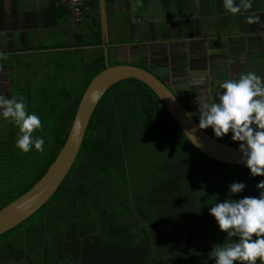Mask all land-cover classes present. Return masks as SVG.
<instances>
[{
  "label": "trees",
  "instance_id": "trees-1",
  "mask_svg": "<svg viewBox=\"0 0 264 264\" xmlns=\"http://www.w3.org/2000/svg\"><path fill=\"white\" fill-rule=\"evenodd\" d=\"M92 35L99 43L98 29ZM17 62L6 66L4 93L23 97L27 112L40 118L42 126L32 135L44 145L43 152L20 151L18 127L0 116V208L47 170L65 142L86 85L104 69L101 50L79 65L67 52L53 53L40 61L41 70L29 66L44 79L34 84L38 76L13 78L14 66L19 73L23 69ZM248 69L264 78V63ZM182 104L199 124V110ZM203 130L239 148L231 132L216 138L210 127ZM262 180L245 166L201 153L145 85L121 80L97 101L74 159L47 202L0 234V264H215L208 253L231 240L210 208L226 199L258 197L256 185ZM234 182L245 188L231 193Z\"/></svg>",
  "mask_w": 264,
  "mask_h": 264
},
{
  "label": "crops",
  "instance_id": "crops-1",
  "mask_svg": "<svg viewBox=\"0 0 264 264\" xmlns=\"http://www.w3.org/2000/svg\"><path fill=\"white\" fill-rule=\"evenodd\" d=\"M252 15L261 23H246ZM102 44L111 66L147 69L181 95L191 81L200 82L203 93L206 82L225 80L224 74L238 80L264 63V0L236 15L224 10L223 0H88L77 20L61 0H0V72L8 70L6 61L35 68L41 56L63 52L79 65ZM7 76L5 83L0 76L1 87Z\"/></svg>",
  "mask_w": 264,
  "mask_h": 264
},
{
  "label": "clouds",
  "instance_id": "clouds-1",
  "mask_svg": "<svg viewBox=\"0 0 264 264\" xmlns=\"http://www.w3.org/2000/svg\"><path fill=\"white\" fill-rule=\"evenodd\" d=\"M227 13L233 15L252 8V0H223ZM246 23H261L259 15L246 17ZM6 58V57H4ZM218 102L209 103L200 99L198 128H211L216 138L229 132L231 139L240 142L238 151L241 160L252 177L264 176V78L254 72L241 74L238 80H227L219 84ZM24 98H6L0 94V116L18 127L15 146L27 153L33 147L43 152L44 140L33 137L41 128L40 118L29 114ZM261 189L258 197L239 200L226 199L210 208L220 231L227 234L231 242L214 245L208 253L215 264H264V180L256 185ZM243 183L229 185L231 193H240ZM235 237L236 239H231Z\"/></svg>",
  "mask_w": 264,
  "mask_h": 264
},
{
  "label": "water",
  "instance_id": "water-1",
  "mask_svg": "<svg viewBox=\"0 0 264 264\" xmlns=\"http://www.w3.org/2000/svg\"><path fill=\"white\" fill-rule=\"evenodd\" d=\"M102 56L104 69L98 72L86 85L76 107L65 142L60 147L55 159L26 192L0 208V234L24 221L47 202L74 159L97 101L105 90L121 80L133 79L145 85L164 105L190 143L201 153L218 161L245 166L241 160L242 154L238 151L239 148L225 145L204 130L199 129L197 122L183 106L178 94L153 73L133 65L110 66L107 63L104 44H102Z\"/></svg>",
  "mask_w": 264,
  "mask_h": 264
},
{
  "label": "rangeland",
  "instance_id": "rangeland-1",
  "mask_svg": "<svg viewBox=\"0 0 264 264\" xmlns=\"http://www.w3.org/2000/svg\"><path fill=\"white\" fill-rule=\"evenodd\" d=\"M261 55H263V54H261ZM42 57V59H43V56H41ZM259 58H261V57H259ZM20 60H22V61H26V59H20ZM44 60V59H43ZM83 61H85V60H83ZM5 61H3V63H4ZM22 63V62H21ZM5 66H7V68H8V65L7 64H9V61H6L5 62ZM4 65V64H3ZM119 65H121V64H119ZM27 68L26 66H24V65H22V68L23 69H21V72L19 73L18 72V70L17 69H19L18 67H16V66H14V72L12 73V75H14V79H17V78H19V77H25L26 79L25 80H30V79H32V77H37L36 78V80H35V82H34V84H37L38 82H42V81H44V79H43V77L41 76H39V74H38V70H36L35 71V73L32 75V71L31 70H29L28 68H27V70L25 69V68ZM42 67L43 66H40V70L42 69ZM7 70H5V71H3V72H0V76H2L3 77V80H4V83L6 82V80L8 79V76H7ZM228 75L229 74H224L223 76H221V78L222 77H227L226 79H229V77H228ZM18 81H21L20 83H23V80L22 79H18ZM193 81H191L190 82V84L191 85H189V84H187V89L188 90H185V93H186V95L187 96H189V97H191L190 95H192V93L194 94V96H196L197 94H199V93H201V91H200V88L197 86L200 82H196L197 84H194L193 85V83H192ZM219 82V81H218ZM70 83H72V82H69V84ZM206 84V83H205ZM7 86V85H6ZM16 87H17V85H16ZM206 87V86H205ZM207 87H208V85H207ZM192 91V92H190V91ZM37 91V89L35 90V92ZM223 90L222 89H220L219 88V90H216V91H214V90H206L205 92H203L202 94L204 95L205 93L207 94V102H209V103H212V102H218V96H217V93L218 92H222ZM14 92V91H13ZM15 94V93H14ZM196 98V97H195ZM200 99H202V98H200ZM199 101V100H197V99H194V101ZM186 101L187 102H189L188 101V98H186ZM193 101V102H194ZM189 105L190 106H193V103L192 102H190L189 103ZM188 108V107H187ZM189 109V108H188ZM198 109V108H197ZM195 110V109H194ZM7 264H28L27 262H14V261H7Z\"/></svg>",
  "mask_w": 264,
  "mask_h": 264
},
{
  "label": "flooded vegetation",
  "instance_id": "flooded-vegetation-1",
  "mask_svg": "<svg viewBox=\"0 0 264 264\" xmlns=\"http://www.w3.org/2000/svg\"><path fill=\"white\" fill-rule=\"evenodd\" d=\"M227 80H230V79H225V80H221V81H212L211 82V85L209 84V83H207L206 82V84H205V89L206 90H214V91H216V90H219V84L220 83H223V82H225V81H227ZM233 80H235V79H233ZM0 81H1V77H0ZM207 85H208V87H207ZM209 85L211 86V87H209ZM180 87V90H181V93H182V88H181V86H179ZM199 87H202V85H200ZM204 87V86H203ZM186 90H188L187 88H185ZM204 89V88H203ZM6 91V89H5V87L4 86H0V94H2V95H5V97L6 98H8L7 96H6V93H4ZM176 93H177V91H176ZM178 94V93H177ZM178 96L180 97V99L185 103V105L186 106H188V108L189 109H191V110H194V109H197V108H199V104H198V102L195 100L194 101V99H197V100H200V98H206L207 99V94L205 93L204 95L202 94V93H199V94H197L196 96H194L193 94L192 95H190L191 97H189V96H187V95H185V91H183V95H181V94H178ZM196 97V98H195ZM186 98H188V101L189 102H187L186 101ZM194 101V102H193ZM190 102H192L193 103V106H190L189 105V103Z\"/></svg>",
  "mask_w": 264,
  "mask_h": 264
},
{
  "label": "built area",
  "instance_id": "built-area-1",
  "mask_svg": "<svg viewBox=\"0 0 264 264\" xmlns=\"http://www.w3.org/2000/svg\"><path fill=\"white\" fill-rule=\"evenodd\" d=\"M87 1L88 0H61L63 4H65L66 6L68 5L75 20H77L79 12L85 9V4Z\"/></svg>",
  "mask_w": 264,
  "mask_h": 264
}]
</instances>
